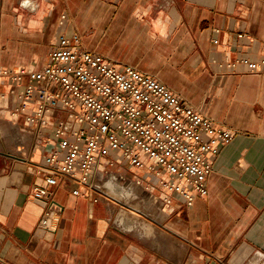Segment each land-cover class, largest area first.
Returning <instances> with one entry per match:
<instances>
[{
  "label": "crops",
  "instance_id": "obj_1",
  "mask_svg": "<svg viewBox=\"0 0 264 264\" xmlns=\"http://www.w3.org/2000/svg\"><path fill=\"white\" fill-rule=\"evenodd\" d=\"M62 32L160 79L234 138L211 159L208 190L192 205L146 190L143 172L126 165L113 170L141 206L115 207L125 202L142 224L117 225L107 200L64 182L49 232L39 226L46 204L31 196L43 182L31 171L42 150L26 122L36 103L14 113L11 91L22 87L0 75V264H264V64L226 65L264 59V0H0V71L44 67Z\"/></svg>",
  "mask_w": 264,
  "mask_h": 264
},
{
  "label": "built area",
  "instance_id": "obj_2",
  "mask_svg": "<svg viewBox=\"0 0 264 264\" xmlns=\"http://www.w3.org/2000/svg\"><path fill=\"white\" fill-rule=\"evenodd\" d=\"M56 43L44 67L0 71L22 87L11 91L19 101L14 113L36 103L26 122L34 149L42 150L31 165L43 179L31 191L46 204L39 226L56 231L63 206L55 193L62 183L77 186L74 195L85 188L99 197L101 184L119 175L113 169L126 165L143 172L146 190L176 194L188 206L205 195L211 159L234 131L217 126L155 76L83 49L75 32L60 33ZM237 64L262 71L264 59L226 63Z\"/></svg>",
  "mask_w": 264,
  "mask_h": 264
},
{
  "label": "bare ground",
  "instance_id": "obj_3",
  "mask_svg": "<svg viewBox=\"0 0 264 264\" xmlns=\"http://www.w3.org/2000/svg\"><path fill=\"white\" fill-rule=\"evenodd\" d=\"M18 132H20V131H18ZM14 134L15 133H13V136H14ZM17 136H18V134H17ZM27 136H25V135H23L22 137L20 136L21 139H22V142L21 143L17 142L18 143L17 146H16L17 150L14 149V153L17 154L18 152L19 153H23L24 152V150H25V141H27L28 138H29ZM8 138H10V137H8ZM8 142L10 143V141H8ZM11 145H13V144H11ZM15 145H16V143H15ZM0 148H3V147L1 146ZM114 177H115L116 181H114ZM114 177L106 179L101 184L102 185L101 187H102V190H103L101 198L108 201L109 210L111 211V213L115 214V216H114L115 220L114 221H115V223L117 225L123 226V228L125 227V228H128V229L135 228L136 225H138V223L139 224L143 223L142 220L139 218L140 217L139 213L136 212V211L134 212V211L130 210L125 205L121 206L120 210L116 209L115 204H118V201L121 202V200H124L128 204L133 206L134 208L135 207L139 208V206H141V205H140V201L139 202L136 201L137 197L139 196L137 194L138 192L136 191L137 189H135V187H134L135 185L132 182H127V183L122 182V179H123L122 176H119L118 174H115ZM144 224H145V222H144ZM135 230H137V229H135Z\"/></svg>",
  "mask_w": 264,
  "mask_h": 264
},
{
  "label": "rangeland",
  "instance_id": "obj_4",
  "mask_svg": "<svg viewBox=\"0 0 264 264\" xmlns=\"http://www.w3.org/2000/svg\"><path fill=\"white\" fill-rule=\"evenodd\" d=\"M123 205L128 206V205H126L125 202H123V203H120V204H119L118 208H121V206H123ZM130 208H132V207H130ZM135 208L137 209V207H135ZM135 208H132V209H135Z\"/></svg>",
  "mask_w": 264,
  "mask_h": 264
}]
</instances>
